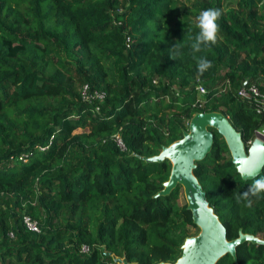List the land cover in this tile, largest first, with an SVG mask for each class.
<instances>
[{"label": "trees", "instance_id": "obj_1", "mask_svg": "<svg viewBox=\"0 0 264 264\" xmlns=\"http://www.w3.org/2000/svg\"><path fill=\"white\" fill-rule=\"evenodd\" d=\"M208 8L222 14L216 43L196 54L212 63L201 74L189 42ZM250 83L264 90V0H0V264L174 261L198 228L180 184L155 194L169 160L143 156L181 137L197 111L227 116L246 146L264 125L237 94ZM84 84L102 99L81 98ZM208 129L212 145L192 168L208 205L226 239L264 238V193L250 207L236 200L264 162L242 178ZM214 264H264V243L243 240L235 261Z\"/></svg>", "mask_w": 264, "mask_h": 264}, {"label": "water", "instance_id": "obj_2", "mask_svg": "<svg viewBox=\"0 0 264 264\" xmlns=\"http://www.w3.org/2000/svg\"><path fill=\"white\" fill-rule=\"evenodd\" d=\"M209 126L224 139L239 174L240 169L254 167L257 163L262 165L264 162V157L257 160L259 148L255 147H264V139L254 135L245 146L239 131L234 129L227 116L214 110L194 112L187 122V128L182 130L181 137L162 145L156 154L143 156L146 161H159L163 158L169 160L168 176L155 194H166L176 184H180L185 207L190 211L191 221L198 228L196 233L184 237L180 254L174 261H157L153 264H214L225 253H229L235 261V245L239 242L249 240L264 243V238L241 231L236 237L226 239L223 225L208 205L204 190L192 173L194 161L203 158L212 145L213 135ZM111 256L116 263L137 264L127 261L124 256Z\"/></svg>", "mask_w": 264, "mask_h": 264}, {"label": "clouds", "instance_id": "obj_3", "mask_svg": "<svg viewBox=\"0 0 264 264\" xmlns=\"http://www.w3.org/2000/svg\"><path fill=\"white\" fill-rule=\"evenodd\" d=\"M221 14L220 9L208 8L201 11L195 18V28L197 29V32L195 37L190 40L189 46L193 58L197 62V70L201 74L211 68L212 63L205 56H196V54L209 49L216 43L219 32V24L217 21ZM184 46L185 44L183 42L175 43L171 47L172 51L170 57L175 59L182 55V49ZM255 147L259 148V151L256 153V158L259 161L264 157V147H261L260 145H256ZM260 167L261 164L257 163L254 167L240 169V174L249 178L254 177L258 174ZM261 193H264V177L254 179L253 183L248 186L246 191L237 194L236 200L238 203L246 201L247 206L250 207L252 205L250 197H258Z\"/></svg>", "mask_w": 264, "mask_h": 264}, {"label": "built area", "instance_id": "obj_4", "mask_svg": "<svg viewBox=\"0 0 264 264\" xmlns=\"http://www.w3.org/2000/svg\"><path fill=\"white\" fill-rule=\"evenodd\" d=\"M198 91L203 92V88L201 86H198ZM81 98L89 100L91 98H95L97 100H101L103 97V92L93 89L91 92L87 91L86 85H82L81 90ZM237 94L239 96L248 97L251 98V100L254 103L255 110L257 112H264V90H261L258 88V86L255 83H250L248 85L240 86L237 89ZM95 109L98 108L97 105L94 107ZM255 136H259L262 139H264V130L261 128L254 131ZM250 140L248 141V143ZM21 224L24 228L28 230L37 231L38 230V223L35 218L30 216L27 213H22L20 216ZM82 249H85V247H82Z\"/></svg>", "mask_w": 264, "mask_h": 264}, {"label": "rangeland", "instance_id": "obj_5", "mask_svg": "<svg viewBox=\"0 0 264 264\" xmlns=\"http://www.w3.org/2000/svg\"><path fill=\"white\" fill-rule=\"evenodd\" d=\"M260 128H261L262 130H264V125H262ZM177 201H178L179 203L182 202V201H185L184 196H183V192H182V188H181V191L179 192V195H178ZM194 230H195L194 227H189V232L194 233V232H195Z\"/></svg>", "mask_w": 264, "mask_h": 264}]
</instances>
